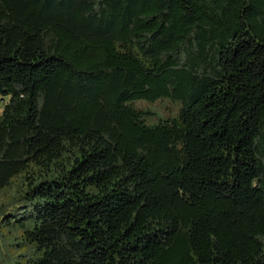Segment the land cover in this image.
Here are the masks:
<instances>
[{
    "label": "trees",
    "instance_id": "16d2710c",
    "mask_svg": "<svg viewBox=\"0 0 264 264\" xmlns=\"http://www.w3.org/2000/svg\"><path fill=\"white\" fill-rule=\"evenodd\" d=\"M0 264H264V0H0Z\"/></svg>",
    "mask_w": 264,
    "mask_h": 264
},
{
    "label": "rangeland",
    "instance_id": "374dc122",
    "mask_svg": "<svg viewBox=\"0 0 264 264\" xmlns=\"http://www.w3.org/2000/svg\"><path fill=\"white\" fill-rule=\"evenodd\" d=\"M151 109H152V111H156V114H157V117L158 118H160V119H163V115L161 114V112L160 111H158V107L157 108H155L154 106H151ZM150 123H152V122H150Z\"/></svg>",
    "mask_w": 264,
    "mask_h": 264
}]
</instances>
